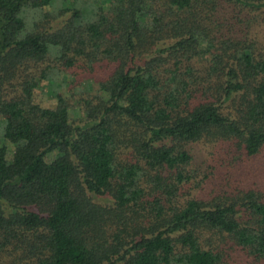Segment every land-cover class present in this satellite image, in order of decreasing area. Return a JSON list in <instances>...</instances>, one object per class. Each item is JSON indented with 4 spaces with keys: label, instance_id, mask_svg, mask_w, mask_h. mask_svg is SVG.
I'll return each mask as SVG.
<instances>
[{
    "label": "trees",
    "instance_id": "1",
    "mask_svg": "<svg viewBox=\"0 0 264 264\" xmlns=\"http://www.w3.org/2000/svg\"><path fill=\"white\" fill-rule=\"evenodd\" d=\"M0 146V264H264V0H0Z\"/></svg>",
    "mask_w": 264,
    "mask_h": 264
},
{
    "label": "rangeland",
    "instance_id": "2",
    "mask_svg": "<svg viewBox=\"0 0 264 264\" xmlns=\"http://www.w3.org/2000/svg\"><path fill=\"white\" fill-rule=\"evenodd\" d=\"M204 45V44H202ZM97 89L99 90V92L102 94V96L105 97V95L109 94L110 93V90L112 91V89L110 90H105L104 88V85L101 83L98 85ZM47 100H46V97L45 95L40 92L39 89H34L33 90V94H32V100H31V104L34 105L35 107L37 108H43L45 106H47ZM0 149H1V146H0ZM92 200L93 201H96V202H105L106 201V198L105 197H102V196H96V195H92Z\"/></svg>",
    "mask_w": 264,
    "mask_h": 264
}]
</instances>
